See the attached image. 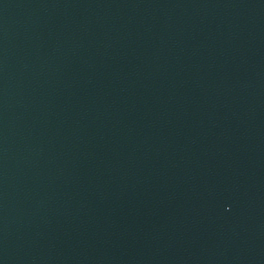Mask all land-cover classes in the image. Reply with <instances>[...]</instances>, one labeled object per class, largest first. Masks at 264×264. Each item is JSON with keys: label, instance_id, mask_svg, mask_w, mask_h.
Here are the masks:
<instances>
[{"label": "water", "instance_id": "water-1", "mask_svg": "<svg viewBox=\"0 0 264 264\" xmlns=\"http://www.w3.org/2000/svg\"><path fill=\"white\" fill-rule=\"evenodd\" d=\"M0 264H264V0H0Z\"/></svg>", "mask_w": 264, "mask_h": 264}]
</instances>
